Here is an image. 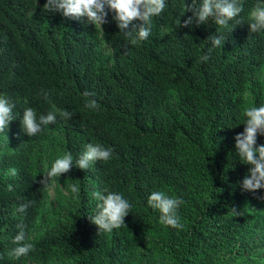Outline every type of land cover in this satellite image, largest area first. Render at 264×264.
<instances>
[{
	"label": "trees",
	"instance_id": "obj_1",
	"mask_svg": "<svg viewBox=\"0 0 264 264\" xmlns=\"http://www.w3.org/2000/svg\"><path fill=\"white\" fill-rule=\"evenodd\" d=\"M165 2L149 38L132 45L114 13L101 31L86 18L47 13L46 0H0V95L15 105V119L0 133V264H264V190H241L251 166L234 147L245 109L264 105V92L244 98L252 76L264 72V32L250 33L248 25L258 0H241V24L227 28L211 20L178 27L192 15L185 11L192 0ZM212 35L225 42L201 62ZM86 90L95 93L98 111L84 107ZM53 105L72 118L28 136L23 111L33 108L39 117ZM88 143L111 147L114 158L61 174L57 185L66 195L49 214L38 183L45 167L65 152L75 162ZM105 188L132 208L125 227L98 232L88 218L99 203L92 193ZM153 191L183 199L182 229L159 222L147 203ZM28 200L35 203L18 213ZM21 223L34 250L15 259L9 252ZM250 231L260 239L252 241Z\"/></svg>",
	"mask_w": 264,
	"mask_h": 264
},
{
	"label": "clouds",
	"instance_id": "obj_2",
	"mask_svg": "<svg viewBox=\"0 0 264 264\" xmlns=\"http://www.w3.org/2000/svg\"><path fill=\"white\" fill-rule=\"evenodd\" d=\"M43 8L47 13H60L64 18L80 19L86 18V22L95 27L102 26L109 21L108 14L114 13L112 20L116 27L132 45H139L147 40L151 35L153 18L159 16L166 8L165 0H46ZM185 11L192 13L187 19L180 23L178 27L188 28L191 25L205 24L209 20L221 28H227L231 21L236 25L241 24L238 19L243 11L241 0H202L197 5L196 0H192L191 5H185ZM139 22L134 24L133 22ZM249 32H264V0H258V3L249 13ZM131 26V28H130ZM234 28V27H233ZM211 47L208 54L200 57L201 62H207L214 48L222 47L225 37L222 35H212L208 37ZM43 99L52 103L50 92L41 90ZM82 95L87 98L84 107L93 111L100 109V104L96 101L95 93L84 91ZM15 105L4 95H0V133L8 130L10 122L15 117L13 109ZM244 131L234 137L236 155L243 164L250 165V170L240 182L242 191L256 192L264 190V144L257 146V137L264 136V105L251 106L245 109ZM73 113L58 109L53 105V110L47 114L37 116L33 108H27L23 111L21 125L26 134L30 137L41 133L45 126L54 125L59 117L61 120H70ZM7 139V137H6ZM114 158V151L111 147H105L100 143L85 145V150L74 158L70 152H65L57 158L41 176L38 183L43 189L53 190L58 184L57 181L61 174L68 173L73 166L80 170H88L97 161L108 162ZM10 175L16 176L15 169L10 170ZM70 191L78 194L80 188L78 184H71ZM9 192L14 190V186L9 184ZM92 196L99 203L96 205V214L88 219L98 228V232H111L114 229L125 227L124 218L129 215L132 204L124 198L122 193L112 192L105 188L102 192L95 191ZM264 199V196L261 197ZM35 202L28 200L20 203L16 211L24 214ZM148 206L160 213L159 222L174 229H182L183 224L180 221L178 210L184 203L183 199L167 195L163 191H153L148 197ZM233 216H240V211L236 208H230ZM18 232L14 236L12 243L16 245L9 256L15 259L26 257L34 250L32 243L26 242L25 225H17Z\"/></svg>",
	"mask_w": 264,
	"mask_h": 264
},
{
	"label": "rangeland",
	"instance_id": "obj_3",
	"mask_svg": "<svg viewBox=\"0 0 264 264\" xmlns=\"http://www.w3.org/2000/svg\"><path fill=\"white\" fill-rule=\"evenodd\" d=\"M264 92V72H260L256 75H253L251 78L250 85L246 92L244 93V98L248 101L252 99L253 96H258L260 93ZM50 167L46 166L44 169V172L46 170H49ZM66 195V191L62 188L60 185H56L53 190L49 191L47 190V198L45 201V211H47L49 214H52L56 207V200H63V197ZM247 236L252 241H258L260 239V236L258 235V232L256 231H250ZM146 264H151L150 262H147Z\"/></svg>",
	"mask_w": 264,
	"mask_h": 264
}]
</instances>
